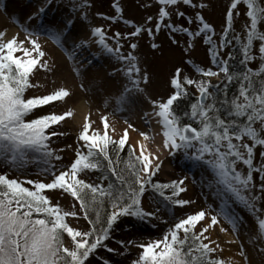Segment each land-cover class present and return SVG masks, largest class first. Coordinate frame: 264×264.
Instances as JSON below:
<instances>
[{"label": "snow or ice", "instance_id": "snow-or-ice-1", "mask_svg": "<svg viewBox=\"0 0 264 264\" xmlns=\"http://www.w3.org/2000/svg\"><path fill=\"white\" fill-rule=\"evenodd\" d=\"M54 3L68 8L65 18L50 26L41 23L38 30L23 28V39L19 34L7 38L6 32L0 31V166L22 171L30 163L39 162L43 165L39 174L51 177L49 182L21 181L0 174V264H93L94 259L112 264L100 257L99 251L124 255L130 246L141 250L131 264H240L219 257L223 248L210 232L218 226L221 233H228L229 229L221 225L223 220L238 236L244 222L236 207L245 209L253 219L246 235L264 264V0H231L218 39H214L216 30L204 15L211 0H147L143 6L155 4L157 12L142 24L125 19L119 0H115V15L101 18L111 24L123 23L130 31L109 35V29L103 26L90 27L78 42H73L71 51L65 46L68 34L78 19L89 21L92 4L90 0H44V5L28 20L42 18ZM241 8L246 23L243 34H238L234 31V18L241 15ZM161 31L168 33L172 45L181 46L177 35L186 37V46H182L186 55H190L195 41L202 39L209 45L211 62L217 70L186 60L200 78L184 75L176 67L167 81L171 94L166 99L153 100L147 95V88L152 85L154 74L141 67V58L135 53L138 39L146 35L153 60L162 66L170 54L157 42ZM41 34L65 52L78 78L84 63L77 59L79 50L95 46L98 53L93 55L113 62L107 77L114 79L120 74L126 83L118 95L105 98V107L114 100V112L124 111L143 96L153 110L144 114L145 121L150 115L157 118L162 144L153 151L150 145L155 137L144 131L138 132L141 139L136 144L129 143V130H138L127 119L123 134L114 139L115 128L109 117L101 116L103 127L95 128L89 113L84 116L77 137L79 146L70 166L61 169L53 163L62 160L51 147L54 137L65 135L58 126L73 118L75 112L69 107L61 114L37 115L46 106L68 103L73 92L65 86L42 96L27 95L29 90L41 87L33 83L37 71H55V62H50L39 42ZM133 39L137 42H131ZM122 41L128 42L130 50L126 53L122 51ZM233 45L238 46L241 56L238 71L230 63L236 59L233 52L223 58L224 50ZM257 61L256 68L249 66ZM221 74V82L213 84L212 78H220ZM97 79L102 78L94 77V83ZM234 83L237 91L229 96V86ZM98 87L102 89L103 83ZM79 88L85 93L93 91V85L86 87L83 82ZM189 88L195 89L194 99H190L193 94ZM185 101L187 110H181ZM126 147L123 158L121 153ZM161 148L169 156L179 154L193 168L203 170L200 183L212 193L218 206L174 220L160 239L146 243L116 240L121 250L109 247L106 242L114 239L113 233L125 218L150 224L160 219L162 211L172 214L175 208L194 203L181 198L187 191V177L169 183L154 180L163 163L158 155ZM90 172L101 173L99 182L82 178ZM48 192L59 193L56 203ZM149 192L155 194L157 206L153 211H146L142 204ZM64 194L73 199V208L78 202L87 229L70 225L68 218L78 220L79 216L60 206L59 199ZM66 237L70 238L67 243ZM238 247L237 255L243 264H251L244 244Z\"/></svg>", "mask_w": 264, "mask_h": 264}, {"label": "rangeland", "instance_id": "rangeland-1", "mask_svg": "<svg viewBox=\"0 0 264 264\" xmlns=\"http://www.w3.org/2000/svg\"><path fill=\"white\" fill-rule=\"evenodd\" d=\"M90 2L92 8L88 13L89 21L81 22L78 19L68 34V42L65 46L69 51H71L73 42H78L80 38V35L78 36L79 31L84 32L83 35H85V33L90 30V27L93 26H103L106 29H109V35L116 31H120L121 33L130 31V29L123 23L118 22L116 24H111V22L105 21L101 18L103 15H115V9L112 8V4L115 0H90ZM119 2L120 6L123 8V17L136 24H142L148 16L154 15L157 12V6H155V4L149 8L143 6L147 0H119ZM230 2L231 0H211V7L204 12L206 19L216 30L217 36L214 37V39H218L219 34L225 26L226 11ZM43 5L44 0H0V31L6 32L7 38L19 34V38L23 39L25 36L23 28L38 30V25L41 23L50 26L53 22L65 18L68 14V8L65 7L64 4L54 3L51 7L46 9L47 14L42 18L31 21L28 20V16L37 11ZM240 12L241 15L234 18V31L238 34H243L246 23L244 8H241ZM98 13L100 15H97ZM173 19L175 20V17H173ZM154 23L155 21H153V24ZM176 39L180 41L181 46L172 45L168 33L165 31H161L157 36V42L161 43L165 50L170 54L168 60L163 63L162 66H158L153 60L152 52L150 50V41L147 36L142 35L138 39V50L135 54L141 58V67H147L148 70L154 74L153 83L147 88V95L153 100L166 99L167 96L171 94V89L169 88L167 81L176 67L181 68L184 75L191 76L195 79L200 78L198 74L195 73L192 65L185 62L186 60H191L205 69L213 68V70H217L211 62L209 45H206L202 39L198 38L195 41V46L190 55H186L182 47L186 46V37L177 35ZM39 42L43 49L49 54L50 62H55V71L52 73H46L42 70L37 71L33 78V83L41 85V87L29 90L27 95H46L60 86H65L73 92V96L67 104L57 102L55 107L46 106L42 110L37 111V115L48 114L51 112L61 114L71 107L75 112L73 118L68 119L66 122H63L58 126V130L65 133V135L54 137L51 143V147L57 150L58 155L62 156L61 161H53V163L57 164L59 168L66 169L75 159L74 150L79 146L77 141L78 133L83 124L84 116L89 113L91 114V120L95 122L93 125L95 128L102 129L103 125L100 120L101 116L107 115L109 117L110 124L115 128V133L113 134L114 139H119L120 135L123 134L121 131L118 132V125L125 124V119H127V121L137 130V125H139L141 131L149 132L150 124L146 123L145 119H143L145 113L142 117H138L134 110L135 106L133 107L134 104L120 112H114V109L116 108L114 100H110L109 105L105 107V98L118 95L122 90V86L126 83V80L120 74L114 79L107 77V72L113 70L110 66L113 62L103 56L93 55V53H98V49L95 46L90 49L78 51L77 59L79 61H84L81 66V77L78 78L72 72V63L68 61L65 52L61 48L54 45L43 34L39 36ZM131 42H137V40L133 39ZM122 43L125 45L122 51L125 53L128 52L130 50L128 42L122 41ZM236 47L238 48V46L233 45L228 49H225L223 58L227 59V53L231 52ZM89 61H91V63H89ZM258 63L259 61L249 66L256 68ZM94 77H101L102 79H97L94 83ZM222 79L223 74H221L220 78H212V83L219 84ZM105 80L111 83L110 86L113 90L110 94L107 93L106 88L109 85H107ZM81 82H83L86 87L93 85V91L91 93L82 92L79 88ZM101 83L104 85L102 89L98 87ZM188 90L195 97V89L189 88ZM146 103L151 107L148 100H146ZM143 111L145 110H142L141 112ZM139 131L140 130H129L131 134L129 143L135 144V142L141 139L138 134ZM150 148L152 150L155 149L154 143L150 145ZM60 149H63V151H59ZM159 156L163 163L160 173L154 177V180L169 183L173 180L179 181L187 177L184 185L187 188V191L181 194V198L194 201V203L187 205L184 208L177 207L173 210L172 214L162 211L159 213L160 219L153 220L150 224H139L130 218H125L113 233L114 239L106 242L109 247L121 250L120 245L115 243L116 240H133L146 243L149 240L160 239L172 225L174 220H178L188 214H194L200 210L208 211L209 206H212V208L218 206V201L214 198L212 193L200 183L202 177L205 175L202 169L193 168L191 164L182 159L179 154L176 157H172L169 156L166 151H161ZM42 166L43 165L39 162H33L22 171H12L0 166V174H8L10 178H18L21 181L31 179L49 182L51 177L39 174ZM98 177L99 175L93 172L88 173L86 176H82V178L88 182H99ZM194 179L196 183H193ZM58 194V192L47 193V195L53 200V203H56ZM154 195L155 194L149 192L146 193L145 197L142 199V204L146 211H153L157 206L154 203ZM155 199H159V197L155 196ZM59 203L65 210L76 211L78 213V220L72 217L68 218L71 226L81 230L89 227L87 222L83 219L78 202H76V207L73 208V199L67 194H64L63 198L59 199ZM236 213L238 216L242 217L244 222L242 225L253 223L252 217L242 207H236ZM133 225H135V227H133ZM221 225L228 228L229 232L221 233L218 226L215 227L214 230H210L211 238L216 240L223 248L222 252H218L221 259H224L225 261H239L240 264H243L242 258L237 255L239 251L238 245L243 243L251 264H261V257L256 253L248 241L243 240L240 234H238V236L232 234L230 226L224 223L223 220H221ZM68 240H70V238L66 237V243ZM229 240H236L237 242L229 244L227 243ZM140 251V249L130 246L124 251V255L108 253L104 249L99 251V255L100 257L110 260L112 264H131V262L138 257ZM93 264H102V262H98L94 259Z\"/></svg>", "mask_w": 264, "mask_h": 264}, {"label": "bare ground", "instance_id": "bare-ground-1", "mask_svg": "<svg viewBox=\"0 0 264 264\" xmlns=\"http://www.w3.org/2000/svg\"><path fill=\"white\" fill-rule=\"evenodd\" d=\"M73 28V27H72ZM83 34H84V32H82V31H79V33H78V36L80 35V37H82L83 36ZM75 38V37H74ZM77 39V38H76ZM106 81V80H105ZM107 82V85H109L107 88H106V90H107V93L108 94H110V93H112V88H111V83L110 82H108V81H106ZM115 96V95H114ZM135 106V107H134ZM133 107H134V110H135V112H136V114L138 115V117H142V115L144 114V113H152V110H151V107H149V105L146 103V100H145V98L143 97V96H140L139 97V99H138V102L137 103H135L134 105H133ZM142 110H145V111H143V112H141ZM143 119H145V118H143ZM156 117H154V116H149L148 117V121H147V123H149L150 124V130H149V132H150V134L151 135H153L154 137H155V140H154V148L156 149L158 146H160L161 144H162V136L161 135H159L158 133L160 132V126L156 123ZM127 127V125L126 124H120V125H118V128H119V131L118 132H122L123 133V130L125 129ZM137 128H138V130H140L141 131V127H139V125H137ZM129 136H130V138H131V134H130V132H129ZM137 142H135V144H136ZM155 149L153 150V151H155ZM162 149V148H161ZM161 151H164V150H160V152L158 153V155L161 153ZM244 225H247V227H245ZM244 225H242L241 226V228H240V230H239V234H240V236L242 237V239L243 240H245V241H248V236L246 235V233H249L250 232V230H251V228H252V225H253V223H248V224H244Z\"/></svg>", "mask_w": 264, "mask_h": 264}, {"label": "trees", "instance_id": "trees-1", "mask_svg": "<svg viewBox=\"0 0 264 264\" xmlns=\"http://www.w3.org/2000/svg\"><path fill=\"white\" fill-rule=\"evenodd\" d=\"M237 49H238V48L236 47V48H234V49L231 51V52H233L234 55L236 56V59H235V60L230 61V63L232 64V67H233V70H234V71H238V70L240 69V67H241V65H240V63H239V61H240V59H241V56H240V53L238 52ZM236 91H237V85H236L235 83L229 86V96H231V95H232L233 93H235ZM190 99H194V96H191ZM187 104H188V102L185 101L184 104H182V105L180 106L181 110H187ZM126 154H127V147H126V149H125V152H124V153H121V156H122L123 158H126ZM121 166H122V165H121ZM93 173H95V174H97V175H99V176L101 175V173H99V172H93ZM105 184H107V181H105Z\"/></svg>", "mask_w": 264, "mask_h": 264}]
</instances>
